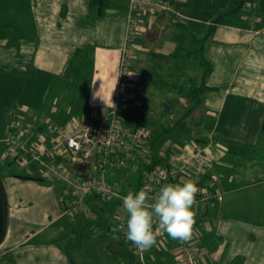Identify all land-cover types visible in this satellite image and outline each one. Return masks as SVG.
I'll list each match as a JSON object with an SVG mask.
<instances>
[{"label":"crops","instance_id":"1","mask_svg":"<svg viewBox=\"0 0 264 264\" xmlns=\"http://www.w3.org/2000/svg\"><path fill=\"white\" fill-rule=\"evenodd\" d=\"M118 1L98 15L89 9V0H0V154L6 132L21 130L32 117L48 137V119L80 121L111 108L129 22L128 0ZM233 1L171 0L167 12L139 13L120 111L124 123L133 127L149 110L145 105L159 99L163 106L167 99L178 98L176 104L186 109L177 114L176 124L196 113V120L212 122L208 139L199 146L210 144L219 157L203 178L202 186L212 197L194 208L189 242L197 250V264H264V0H239L240 9L214 23L232 3L236 6L238 0ZM77 50L78 81L84 78L85 84L75 88L66 71ZM190 59H199V69L190 67ZM182 85L204 86L197 106L178 93ZM68 86L75 88L71 97ZM151 142L158 151L152 137ZM196 145L189 139L184 147H175L189 152ZM40 173L57 179L44 170ZM32 183L41 190L49 188L38 179L30 178ZM46 191L53 197L51 188ZM63 192L61 188L56 199ZM90 198L93 206L104 201ZM88 208L79 213H84L81 218L91 216ZM14 211L8 208L6 237ZM63 216L67 215L59 209L47 214L46 221L30 228L22 240L3 246L0 264H70L68 254L54 241L57 236L38 240ZM124 243L119 239L108 245L119 259L116 264L122 262L117 250ZM172 245L169 238L157 240L148 251L150 264H174Z\"/></svg>","mask_w":264,"mask_h":264},{"label":"built area","instance_id":"2","mask_svg":"<svg viewBox=\"0 0 264 264\" xmlns=\"http://www.w3.org/2000/svg\"><path fill=\"white\" fill-rule=\"evenodd\" d=\"M170 3L171 0H128V34L119 63L114 106L108 111L90 119L72 120L65 125L48 119L45 121L50 132L48 137L36 124L37 118L32 117L30 124L21 130H8L3 138L5 148L1 159L22 169L29 163L30 167L37 165L49 169L63 182L64 192L59 199L63 214L85 211L89 197L115 202L118 206L117 224L112 236L129 244L135 264H150L149 249L140 251L127 240V213L120 197L130 189L138 191L144 186L152 187V195L165 183L193 179L199 190L193 208L204 205L212 195L200 181L219 157L218 149L211 148L210 144L196 145L189 152L180 149L156 151L151 142L152 126L146 123L128 126L120 114L126 101L131 40L137 15L141 12H167L171 9ZM81 165L85 167L79 168ZM120 171L124 172L119 174ZM134 174H138L136 182L131 180ZM166 238L173 240L165 232L157 236V240ZM170 253L174 264H197V250L189 241L173 240Z\"/></svg>","mask_w":264,"mask_h":264},{"label":"rangeland","instance_id":"3","mask_svg":"<svg viewBox=\"0 0 264 264\" xmlns=\"http://www.w3.org/2000/svg\"><path fill=\"white\" fill-rule=\"evenodd\" d=\"M182 61L184 62L183 58L180 62ZM187 63L190 64V67L194 66L192 68L199 69V59H190L187 60ZM85 65V67L88 66V64ZM179 66L187 67L183 63H180ZM88 74L89 71L86 68L83 76L87 77ZM80 75H78V79L68 81L70 85L75 83V88H77L81 83L84 82L83 84H85L84 78L78 81ZM75 88L72 89L68 86L66 92L67 97H71L74 94ZM156 103L157 105H155ZM145 107H148L147 109L149 110L147 111L144 109L145 112L139 115L134 123H147L152 126V140L156 143L155 145H158L160 151L170 152L173 149H177L175 146L182 148L187 144L189 139L193 145H196V143L199 145L203 140L208 139L212 122H209L210 120L207 118L203 121L202 119L196 120L195 116H198L200 113H196L193 118L190 117L184 122L176 124L175 118L177 114L179 116L182 115V112L186 109L185 106L181 108L180 104L175 103L172 108V117L167 121H165L164 107L160 106L159 99L152 102L151 106L145 105ZM199 110L201 111V108ZM3 124H1V126ZM58 124H66V122ZM164 128L174 129L165 132ZM9 165L6 159L0 160V175L5 184L8 208L15 211L12 216L13 225L8 230L7 237L5 236L6 238L0 242V251H2L3 246L6 244L12 245L15 241L19 242L22 240L30 233V228L39 226L46 221L47 214H55V211L58 213V209L61 213L63 209L59 197L56 199L55 195L58 196V192H60L61 188L64 190L65 185L57 176V179L54 180L49 178L48 174L43 175L40 173L41 170H44L45 172H49V174H53L52 171L45 168L43 169L37 165L31 167L28 165L27 168L24 169L20 168L15 163ZM122 172L124 171H120L119 174ZM16 177L19 179L15 180ZM117 177L118 179L120 178V176ZM13 178V184L10 186L11 179ZM30 178L33 180L38 179L40 183H48V185H46L51 188L53 197L46 191L49 190V188L41 190L39 189L40 187H38L39 185L30 184ZM137 178L138 174L131 176L133 182H136ZM17 181H19L21 185L16 183ZM32 182L37 183L35 181ZM99 203L101 204L100 207L96 205L93 206L89 203V205L93 207L92 209L96 211L94 214V212L88 208L87 212L91 215L89 217L81 218L84 216V213L80 215L78 211L73 215L63 216L52 227H49L45 233L40 235L38 240L46 241L50 237L55 238V236H57L54 239L55 243L59 244L61 249L64 250V254H68L66 259L69 262L72 261L73 264H116L118 258L112 256L108 250V245L118 240L115 236H112V233L116 230L117 220L115 214L118 211V206L115 202L99 200ZM57 228L58 230H55ZM117 263H119V261Z\"/></svg>","mask_w":264,"mask_h":264},{"label":"clouds","instance_id":"4","mask_svg":"<svg viewBox=\"0 0 264 264\" xmlns=\"http://www.w3.org/2000/svg\"><path fill=\"white\" fill-rule=\"evenodd\" d=\"M198 191L193 179L165 183L152 195L151 186L128 190L120 197L127 213V240L140 251L155 246L160 232L167 233L173 240L189 241L195 224L193 206Z\"/></svg>","mask_w":264,"mask_h":264},{"label":"trees","instance_id":"5","mask_svg":"<svg viewBox=\"0 0 264 264\" xmlns=\"http://www.w3.org/2000/svg\"><path fill=\"white\" fill-rule=\"evenodd\" d=\"M113 2H114V0H89V9L92 11H96L98 13V15H103L104 12L106 11V9L111 4H113ZM118 3L121 4V1L119 0ZM239 5H240L239 0L237 2L236 6H234L232 3V6L230 7V9H228V11H226L225 13L219 14L218 16H216L214 18V23H218L223 16L234 13L235 11L240 9ZM210 29H213V26H211ZM78 53H79V51L77 50L75 52V54L72 56L70 63L68 65V69L66 71V75L68 76V78H71L72 80H76L78 78V75H79V73H78L79 68L76 67V65H75V59H77ZM207 72H208V68L205 69L204 75H206ZM202 90H204L203 85H201L199 87H193V88H187V89H184V86L182 85L178 89V93L182 96H185L186 98L194 100V105L197 106L200 102L199 96L201 94L200 91H202ZM164 113H165V111H164ZM173 129L174 128H168V129L164 128V131L167 132V131L173 130ZM262 131L264 132V119L262 122ZM0 160H1V158H0ZM2 163L4 164L3 161H2ZM9 164H13V163H8V165ZM9 166H11V165H9ZM200 184L201 185L203 184V178L200 181ZM90 200H91L90 197L86 199L87 208L89 207L88 203H90ZM107 202H109V201H107ZM116 241H115V243H116ZM124 244H126V245L125 246L120 245L121 249L117 250L119 252V255L123 258L122 262L119 261V264H135V256L133 254L131 247L127 243H124ZM121 257H119V258H121ZM70 264H73L72 261H70Z\"/></svg>","mask_w":264,"mask_h":264},{"label":"water","instance_id":"6","mask_svg":"<svg viewBox=\"0 0 264 264\" xmlns=\"http://www.w3.org/2000/svg\"><path fill=\"white\" fill-rule=\"evenodd\" d=\"M177 102H178V98H172V99H167L166 102L163 103L165 117H166L165 121L169 119L170 110ZM84 167L85 166L81 165L79 168L83 169ZM7 224H8L7 193H6L4 181L0 175V242H2L6 236Z\"/></svg>","mask_w":264,"mask_h":264}]
</instances>
